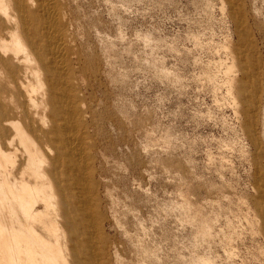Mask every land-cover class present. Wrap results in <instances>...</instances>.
<instances>
[{"label":"rangeland","instance_id":"1","mask_svg":"<svg viewBox=\"0 0 264 264\" xmlns=\"http://www.w3.org/2000/svg\"><path fill=\"white\" fill-rule=\"evenodd\" d=\"M58 2L108 264H264V0Z\"/></svg>","mask_w":264,"mask_h":264},{"label":"bare ground","instance_id":"2","mask_svg":"<svg viewBox=\"0 0 264 264\" xmlns=\"http://www.w3.org/2000/svg\"><path fill=\"white\" fill-rule=\"evenodd\" d=\"M64 23L0 0V264H108Z\"/></svg>","mask_w":264,"mask_h":264}]
</instances>
